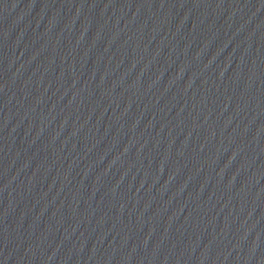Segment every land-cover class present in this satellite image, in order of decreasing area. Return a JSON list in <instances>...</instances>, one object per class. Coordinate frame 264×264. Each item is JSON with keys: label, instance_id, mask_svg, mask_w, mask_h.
Masks as SVG:
<instances>
[{"label": "water", "instance_id": "95a60500", "mask_svg": "<svg viewBox=\"0 0 264 264\" xmlns=\"http://www.w3.org/2000/svg\"><path fill=\"white\" fill-rule=\"evenodd\" d=\"M45 264H264V0H138Z\"/></svg>", "mask_w": 264, "mask_h": 264}]
</instances>
